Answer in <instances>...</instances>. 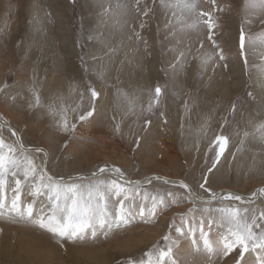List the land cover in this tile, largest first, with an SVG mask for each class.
<instances>
[{
	"label": "rangeland",
	"instance_id": "rangeland-1",
	"mask_svg": "<svg viewBox=\"0 0 264 264\" xmlns=\"http://www.w3.org/2000/svg\"><path fill=\"white\" fill-rule=\"evenodd\" d=\"M179 2L164 0L165 5ZM161 3L0 0V121L16 131L25 154L35 152V163L65 185L115 179L130 194L139 193L137 204L144 195L171 200L169 192L180 201L158 209L155 216L135 215L107 236L98 232L93 239L89 232L75 241L11 220L5 208L0 264H138L154 246L163 245L166 235L177 240V264L240 260L238 250L228 257L220 254L218 240L224 230L218 226L210 230L217 249L212 256L204 252L199 231L197 251L191 236L178 237L174 229L187 231L205 208L248 207L257 215L264 210V193L259 192L264 184V144L251 135L264 123V6H253L252 0H196L197 12L212 15L209 39L203 23L207 17L190 27L195 14ZM241 29L246 37L243 52ZM92 90L98 94L95 98ZM87 112L92 115L80 120ZM62 114L68 131L58 125ZM0 132L15 143L8 127ZM220 135L228 138V145L217 162V150L210 145ZM172 157L178 163L172 165ZM93 172L100 174L80 180ZM148 177V182L140 181ZM172 182H183L202 199L193 200ZM201 184L211 192L244 199L205 203L210 197ZM13 187L8 177L0 189L8 205ZM31 191L25 183L20 203L34 202L38 213L46 197L34 201ZM120 198L110 196V210L118 208ZM203 218L207 220V214ZM186 242L191 250L181 248ZM256 256L246 253L240 264H257Z\"/></svg>",
	"mask_w": 264,
	"mask_h": 264
},
{
	"label": "snow or ice",
	"instance_id": "snow-or-ice-1",
	"mask_svg": "<svg viewBox=\"0 0 264 264\" xmlns=\"http://www.w3.org/2000/svg\"><path fill=\"white\" fill-rule=\"evenodd\" d=\"M214 3L215 0H212ZM259 3L264 6V0H252L253 6ZM161 6L179 7L181 10L189 14L196 15V22L190 27H195L203 17V23L209 31V39L214 28L212 15L210 12H197L196 0H180L179 3H169L165 5L162 0ZM248 4L246 3V7ZM147 15V12L145 13ZM264 35V34H262ZM245 33L241 29L240 33V48L243 52L245 47ZM223 58V57H221ZM160 88L155 89L156 97L160 95ZM91 95L95 98L98 94L92 90ZM37 104L39 97H36ZM92 112H87L86 115H80V120H85L91 116ZM58 125L61 131H68L69 125L65 116L62 114ZM8 127L12 137H16L15 143L9 142L0 132V189L4 188L8 177L14 180L12 188L13 196L10 205L6 204L3 198H0V218L5 217L4 209H8L7 218L11 220H20L29 222L41 229L47 230L54 237L62 241L83 240L90 232L94 239L98 232H102L107 236L115 227L127 225L130 219L139 215L145 216L147 213L150 216H155L158 209L167 207L171 203H179L175 193L169 192L167 199L165 196L144 195L143 202L137 204L135 196L139 193L130 194L129 191L115 179L105 182L99 181L95 184L83 186L78 184H63L62 181H56L36 164L34 158L26 155V149L21 144V141L16 133L9 125L0 124V129ZM75 129V124L71 125ZM254 139L259 140L264 144V123L255 126L254 132L251 134ZM249 133H245L247 138ZM228 145V138L220 135L215 138L210 148H216V161L224 153ZM36 151H43L37 149ZM101 173L104 169H100ZM119 172V169L115 170ZM39 181V183H37ZM32 186L30 195L34 198L46 197V202L41 205L39 212H35L34 202H30L26 206H22L21 191L24 184ZM165 183H170L165 181ZM178 183L179 188L187 192V195L193 200H201L190 186L183 182ZM206 183V181H205ZM200 188L209 194L210 199L205 203H210L211 200L221 201H243V197L235 193H215L210 189H206L204 184ZM260 193H264V188L259 189ZM122 197L118 199V208L115 211L109 208V198L111 195ZM256 193H253L255 196ZM151 201L149 204L148 201ZM127 202V203H126ZM207 214L208 219L205 220L203 215ZM218 226L223 229V234L219 236L218 243L220 245L219 252L223 257H228L229 254L238 250L240 260L244 259L246 253L256 252L257 264H264V210H260L259 214L255 209L248 207H219L213 210L205 208L202 213V218L196 222L189 224L187 231L182 227L174 230L180 236H191V243L197 251L200 247L197 243L196 232L199 231V239L202 242L203 250L209 256L215 255L217 252L212 241L209 238L210 230L213 226ZM207 228L209 231H205ZM177 240H173L170 236L163 237V245L157 244L151 252L146 253V259H142L138 264H177L175 254L173 252ZM240 260L236 264H240Z\"/></svg>",
	"mask_w": 264,
	"mask_h": 264
},
{
	"label": "bare ground",
	"instance_id": "bare-ground-1",
	"mask_svg": "<svg viewBox=\"0 0 264 264\" xmlns=\"http://www.w3.org/2000/svg\"><path fill=\"white\" fill-rule=\"evenodd\" d=\"M76 60V59H75ZM52 68V67H51ZM26 95V94H25ZM102 95V94H101ZM102 99V98H101ZM103 100V99H102ZM102 110V109H101ZM98 111V110H97ZM219 112V111H218ZM103 113V112H102ZM12 116V115H11ZM9 117V116H8ZM8 117H6L5 119L7 120V121H12V117L11 118H8ZM113 118V117H112ZM9 119V120H8ZM15 121V120H14ZM14 121H12V122H14ZM31 121V120H30ZM32 122V121H31ZM0 123H2V124H4V122L3 121H0ZM15 123V122H14ZM118 124V123H117ZM81 128V127H80ZM93 130V129H92ZM121 130V129H120ZM82 132V131H81ZM80 133V132H79ZM89 133H91V132H89ZM93 133V132H92ZM95 134V133H94ZM101 135V134H100ZM107 135V134H106ZM97 136H99V135H97ZM101 138V137H100ZM108 142V141H107ZM113 143V142H112ZM78 148V147H77ZM92 148V147H91ZM51 150V149H50ZM49 150V151H50ZM93 150H94V148H93ZM45 151V150H44ZM47 151V150H46ZM48 151V152H49ZM47 152V153H48ZM51 152H49L48 154H50ZM29 154V156L31 155V157H34V156H36L37 154L35 153V152H31V153H28ZM27 155V154H26ZM44 156V155H43ZM45 157H46V155H45ZM165 157V156H164ZM170 158V157H169ZM173 159H170L169 160V162L173 165L174 163H176L177 161L175 160V158L174 157H172ZM44 159H46V158H42V160H44ZM50 159V158H49ZM48 159V160H49ZM41 160V161H42ZM84 162V161H83ZM174 162V163H173ZM37 163V162H36ZM46 163H47V161H46ZM124 163V162H123ZM178 163V162H177ZM39 165V164H38ZM174 168V167H173ZM48 171V170H47ZM110 174H112V175H115L116 176V174L114 173V172H112V171H110V170H107ZM157 171V170H156ZM157 173V172H156ZM80 174V173H79ZM100 173H89V174H86V177H82V179H80V180H83V179H86L87 178V180H88V176H98ZM47 175H49V176H52V177H54V178H56V176H54V175H52V174H50L49 172H47ZM77 175V174H76ZM163 176H165V175H163ZM120 178H122L121 176H119ZM155 177V176H154ZM169 177V176H168ZM153 178V177H152ZM158 178H161V177H158ZM179 178V177H178ZM58 179V178H57ZM181 179V178H180ZM58 180H61V179H58ZM156 180V179H155ZM176 180V179H175ZM90 181V180H89ZM92 181V180H91ZM125 181H127L129 184H131V185H135V181L134 180H129V179H127V178H125ZM140 181H149V177L148 178H146V179H143V180H140ZM88 182V181H87ZM139 185V183H138V181H137V183H136V186H138ZM262 187L264 188V184H262ZM261 187V188H262ZM260 188V189H261ZM177 197V196H176ZM204 197V196H203ZM251 197V196H250ZM255 197H257V196H255ZM254 197V198H255ZM203 199H206V198H203ZM252 200V198H247V200ZM204 201V200H203ZM196 202V201H195ZM248 202V201H247ZM250 202V201H249ZM182 249H184V250H191V248H190V245H189V243L188 242H186V243H183L182 244V247H181ZM219 248H220V245H219ZM22 249V248H21ZM182 253V252H181ZM68 256V255H67ZM249 258V257H248ZM247 262V261H246ZM252 264H254V263H252Z\"/></svg>",
	"mask_w": 264,
	"mask_h": 264
}]
</instances>
